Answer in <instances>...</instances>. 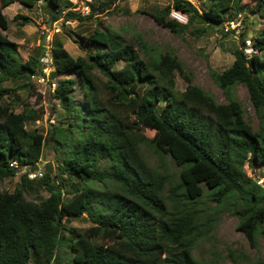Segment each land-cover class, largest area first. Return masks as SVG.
<instances>
[{
	"label": "trees",
	"instance_id": "trees-1",
	"mask_svg": "<svg viewBox=\"0 0 264 264\" xmlns=\"http://www.w3.org/2000/svg\"><path fill=\"white\" fill-rule=\"evenodd\" d=\"M16 1L34 6L40 0H0V181L39 163L47 138L54 144L58 171L43 174L50 193L46 197H27L34 180L28 172L13 191L0 187V264H210L194 254L205 235L196 206L207 190L217 204L233 197L237 228L257 246L259 236L264 237V184L244 167L264 165V29L252 35L256 53L244 51L247 38L242 33L232 65L212 71L227 97L224 102L193 83L173 51L158 52L142 36L129 41L102 21L89 35L77 32L92 44L84 55L74 56L53 39L51 78L76 77L63 76L52 94L71 117L69 126L43 131L28 127L43 117V105L25 104L20 91L34 94L31 76L43 70L46 45L21 59L19 43L5 32L10 25L3 10ZM47 1L54 7L53 19L66 21L92 18L117 0L98 8L90 4L87 15L73 10L70 0ZM254 1L250 10L264 17V0ZM207 5L202 9L192 0H173L150 14L182 34L197 21H236L249 8L243 0H211ZM173 9L186 14L187 23L171 17ZM177 73L188 81L182 91ZM8 80L24 82L4 86ZM240 84L260 117L258 128L235 96ZM79 87L83 99L78 101ZM160 103H165L161 110ZM146 145L172 157L180 167L178 184H170L169 175L148 161L142 149ZM13 160L18 167L11 165ZM84 215L92 225L68 226ZM65 239L68 256L60 252Z\"/></svg>",
	"mask_w": 264,
	"mask_h": 264
},
{
	"label": "rangeland",
	"instance_id": "rangeland-1",
	"mask_svg": "<svg viewBox=\"0 0 264 264\" xmlns=\"http://www.w3.org/2000/svg\"><path fill=\"white\" fill-rule=\"evenodd\" d=\"M107 0H79L78 6L94 4L96 8ZM173 0H117L104 12L98 11L92 18L85 20H66L64 17L55 21L51 10L53 5L47 0H40L34 6H28L20 1H16L3 10L9 19V29L5 31L8 36L19 43V54L23 61H26L30 54L35 52L39 44L45 43L47 48H51L53 39L61 40L65 47L74 55H84L86 50L92 45L77 32L89 35L97 26L99 21L109 25L114 30L121 33L127 40L134 41L142 36L149 46H153L158 52L173 51L185 65L186 72L192 77L193 83L199 84L204 89L212 93L219 101H227L224 91L216 84L212 71L222 72L232 65L235 60L234 51L241 46L242 33L247 39H252V35L264 29V17L258 13H253L250 9L254 6V0H243L246 8L244 13L238 15L234 21L235 26L232 33H227L225 29L228 20L222 25L212 23L195 22L190 24L182 34H174L166 27L158 24L151 16L150 12L164 8ZM211 0H192L202 9L206 8ZM89 8H91L89 6ZM87 15L90 13H82ZM17 14L30 17V22L25 23L24 18H16ZM232 14V10L227 16ZM224 27V28H223ZM223 30V31H222ZM246 39V40H247ZM156 51V52H157ZM43 63L49 79L44 82L34 81V94L28 91H20L24 102L30 106L43 105L45 113L36 122L29 123L30 128H39L43 131L51 130L52 127L64 125L69 126L71 117H67L59 101L54 99L52 94L55 84L63 77H76L75 73H68L61 77L51 78V72L55 69L51 55L43 57ZM24 80H8L3 85L15 87ZM177 89L184 90L188 81L182 74L176 76ZM235 96L240 99L247 109V117L254 128L260 126V117L253 107L246 86L240 84L235 90ZM41 94V95H38ZM75 98L79 101L83 99V92L79 89L75 92ZM7 101V97H5ZM165 103L159 104V110ZM17 107V111L21 110ZM62 122V123H60ZM150 134L153 132L147 130ZM148 161L156 168H159L170 177V184L176 185L179 181L180 167L168 154L156 152L150 145L142 147ZM57 154L53 142L47 138L42 160L39 162L42 171L52 170L53 174L58 171L56 160ZM28 167L19 168L14 177H7L0 181L3 190L13 191L21 181V175L28 172ZM244 170L249 176L257 179L258 183L264 184V165L261 163L245 164ZM43 176L34 179L29 183V199H36L37 195L49 196L50 193L43 184ZM170 184L165 192L170 194ZM201 198L197 209L200 210V223L204 226L205 235L202 236L194 248L195 256L210 264H257L259 260L264 261V237L259 236L257 246H253L244 232L238 230V216L235 214L231 201L225 200L217 204L208 194ZM92 225L87 215L80 218H72L68 226L87 227ZM206 225V226H205ZM60 252L68 256L70 253L68 240L65 239L60 245Z\"/></svg>",
	"mask_w": 264,
	"mask_h": 264
},
{
	"label": "built area",
	"instance_id": "built-area-1",
	"mask_svg": "<svg viewBox=\"0 0 264 264\" xmlns=\"http://www.w3.org/2000/svg\"><path fill=\"white\" fill-rule=\"evenodd\" d=\"M70 1L74 4L73 7H72L73 10H75V11H82V13H89L90 8H89V5L88 4L87 5H84V6H78V7H76V4L79 2V0H70ZM170 15H171V17L179 20L180 22L187 23V21H188V16L186 14H184V13L176 10V9H173L171 11V14ZM228 23H230V24H226V26H225L226 31H229L230 30L229 25L230 26H233V27L235 26V24H234L235 22L234 21H228ZM243 49L248 54V56H252L254 53L257 52L254 49L252 39H250V38L246 40V44L243 47ZM45 55H48V56L51 55V57H52V52H51V48L50 47L49 48L46 47ZM49 76L50 75L47 74L46 67L44 65L42 72L39 73V74H33L31 76V80L32 81H37V82L38 81L44 82L46 79H49ZM11 165L12 166H15V167H18L19 166L18 165V162L16 160H13L11 162ZM43 174H44V172L42 171L41 167L38 170H35V171H31V169L28 170V176L31 179H35L37 177L43 176Z\"/></svg>",
	"mask_w": 264,
	"mask_h": 264
},
{
	"label": "water",
	"instance_id": "water-1",
	"mask_svg": "<svg viewBox=\"0 0 264 264\" xmlns=\"http://www.w3.org/2000/svg\"><path fill=\"white\" fill-rule=\"evenodd\" d=\"M40 168L39 163H36L34 166L31 167V171L38 170Z\"/></svg>",
	"mask_w": 264,
	"mask_h": 264
}]
</instances>
